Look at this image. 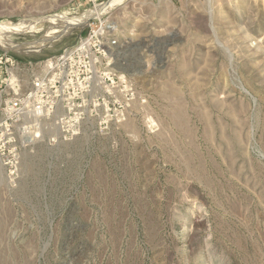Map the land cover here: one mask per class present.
<instances>
[{
  "label": "rangeland",
  "instance_id": "374dc122",
  "mask_svg": "<svg viewBox=\"0 0 264 264\" xmlns=\"http://www.w3.org/2000/svg\"><path fill=\"white\" fill-rule=\"evenodd\" d=\"M110 1L0 0V89L101 29L133 93L0 167V264H264V0Z\"/></svg>",
  "mask_w": 264,
  "mask_h": 264
},
{
  "label": "built area",
  "instance_id": "2783aa9c",
  "mask_svg": "<svg viewBox=\"0 0 264 264\" xmlns=\"http://www.w3.org/2000/svg\"><path fill=\"white\" fill-rule=\"evenodd\" d=\"M100 30L47 59L25 88L15 78L1 89L0 167L8 173L15 172L22 149L46 133L70 140L87 119H98L100 126V102L117 101L118 83L125 101L133 95L125 76L106 60ZM3 60L0 55V64Z\"/></svg>",
  "mask_w": 264,
  "mask_h": 264
},
{
  "label": "water",
  "instance_id": "95a60500",
  "mask_svg": "<svg viewBox=\"0 0 264 264\" xmlns=\"http://www.w3.org/2000/svg\"><path fill=\"white\" fill-rule=\"evenodd\" d=\"M106 6H107V2L106 3H104V4H102L101 5V7L95 12H92L88 17H87V19L84 21V22H82L81 24H79V25H77V26H71L70 28H68V30L69 29H72V28H75V27H82V26H84V25H86L89 21H90V19H92L93 17H98L99 16V14L106 8ZM1 49H3V50H8L9 48H4V47H0Z\"/></svg>",
  "mask_w": 264,
  "mask_h": 264
},
{
  "label": "bare ground",
  "instance_id": "6f19581e",
  "mask_svg": "<svg viewBox=\"0 0 264 264\" xmlns=\"http://www.w3.org/2000/svg\"><path fill=\"white\" fill-rule=\"evenodd\" d=\"M122 0H111L110 1V5H112V4H115V3H119V2H121ZM83 19V18H82ZM86 20V18H84V20H81V21H79L78 23H72V25H78L79 23H82L83 21H85ZM19 28V27H18ZM0 40L1 41H4L5 40V43H3L4 45H2V46H10V47H12L13 45L12 44H10V42L3 36V34L0 32Z\"/></svg>",
  "mask_w": 264,
  "mask_h": 264
},
{
  "label": "crops",
  "instance_id": "0c3cea01",
  "mask_svg": "<svg viewBox=\"0 0 264 264\" xmlns=\"http://www.w3.org/2000/svg\"><path fill=\"white\" fill-rule=\"evenodd\" d=\"M0 93H1V89H0Z\"/></svg>",
  "mask_w": 264,
  "mask_h": 264
}]
</instances>
